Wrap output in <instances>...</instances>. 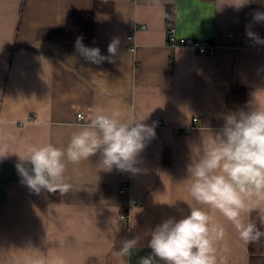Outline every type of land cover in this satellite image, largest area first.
Masks as SVG:
<instances>
[{"label": "crops", "instance_id": "1", "mask_svg": "<svg viewBox=\"0 0 264 264\" xmlns=\"http://www.w3.org/2000/svg\"><path fill=\"white\" fill-rule=\"evenodd\" d=\"M254 1L237 9L234 0H0V118L15 121L0 126V136L14 137L7 142L10 155L0 160V264L40 256L48 264H124L115 251L133 238L137 249L125 259L137 264L150 253L157 225L198 206L183 182L186 166L202 139L236 112L226 105L231 88L247 90L245 111L254 100L264 105V44L246 34L264 39V27L253 19ZM97 3L112 5L113 12L98 14L93 42L82 43L105 57L93 63L65 35L69 14L92 12ZM143 25L135 31V49H128V34ZM171 27L178 38L213 42L215 54L171 46ZM113 40L114 56L108 52ZM98 111L125 121L147 117L143 122L155 136L137 157L140 171L102 170L97 153L68 165L69 191L29 189L11 153L29 144L66 148ZM31 116L38 121H28ZM123 183L130 185L124 194ZM209 211L225 228L217 244L223 264H264V252L252 256L233 225ZM245 219L264 230L258 210Z\"/></svg>", "mask_w": 264, "mask_h": 264}, {"label": "clouds", "instance_id": "2", "mask_svg": "<svg viewBox=\"0 0 264 264\" xmlns=\"http://www.w3.org/2000/svg\"><path fill=\"white\" fill-rule=\"evenodd\" d=\"M158 2V0H157ZM249 0H234L230 5L239 9ZM253 19L264 22V13L257 12ZM256 43L264 44L256 33L247 31ZM78 49L85 59L102 62L98 48H87L78 38ZM118 41L113 40L108 52L114 56ZM147 118V117H146ZM145 117L121 120L119 113L98 111L88 122L73 132L66 148L51 143L29 144L18 156L16 170L22 182L39 194L69 191L68 165H80L99 153L98 166L102 170L138 173L137 157L146 142L155 136V129L143 121ZM223 127L202 139L194 148L186 166L183 181L189 196L197 207L181 219L169 218L151 231L148 242L150 253L139 258L137 264H223L218 257L217 244L225 236V228L210 213L216 210L230 222L239 239L250 244L264 237L256 223L245 219V213L258 210L264 224V105L249 102L248 110H239L225 116ZM14 120L0 118V126L14 125ZM10 135L0 136V160L6 158ZM137 238L125 240L115 254L127 264ZM23 264H48L45 257H26ZM62 264V261L60 262Z\"/></svg>", "mask_w": 264, "mask_h": 264}, {"label": "trees", "instance_id": "3", "mask_svg": "<svg viewBox=\"0 0 264 264\" xmlns=\"http://www.w3.org/2000/svg\"><path fill=\"white\" fill-rule=\"evenodd\" d=\"M256 11L264 13V0H255ZM113 12V6L97 3L92 12H71L68 16L66 28V41L77 43L82 38V43H91L95 36V18L98 14H109ZM256 12V13H257ZM167 20L171 22L175 17V10L171 7L167 10ZM258 27H264V22H256ZM226 105L233 111L244 110L247 105V90L243 87H233L227 96ZM165 163L169 164V155L165 156ZM264 231V230H262ZM264 252V237L258 242L250 243L249 253L261 255Z\"/></svg>", "mask_w": 264, "mask_h": 264}, {"label": "built area", "instance_id": "4", "mask_svg": "<svg viewBox=\"0 0 264 264\" xmlns=\"http://www.w3.org/2000/svg\"><path fill=\"white\" fill-rule=\"evenodd\" d=\"M145 26H140V27H135L132 32H130L127 36V45L128 49L134 50L135 49V31L138 29H144ZM230 37H232V34H229ZM168 42L171 46L175 45H182V46H187L193 48L198 54H203V55H213L215 54L216 46L213 42H203L198 41V40H193L191 38H178L175 33L174 28H170L168 32ZM83 116L82 114L78 115V119H82ZM28 121H38L36 116H31ZM198 119H195V122H197ZM163 125V121H159L158 126ZM130 190V185L127 183H123V186L121 188V192L124 194ZM133 204H139L138 199L133 200ZM121 219L124 222H127L129 220V216L127 214V211L122 212Z\"/></svg>", "mask_w": 264, "mask_h": 264}]
</instances>
